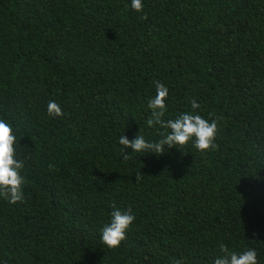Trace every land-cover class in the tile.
Instances as JSON below:
<instances>
[{
    "label": "trees",
    "instance_id": "16d2710c",
    "mask_svg": "<svg viewBox=\"0 0 264 264\" xmlns=\"http://www.w3.org/2000/svg\"><path fill=\"white\" fill-rule=\"evenodd\" d=\"M0 0V118L24 162V199L0 198V264H264V0ZM191 111L216 147L123 158L121 135L158 140ZM55 101L63 115L48 113ZM113 207L135 216L116 248Z\"/></svg>",
    "mask_w": 264,
    "mask_h": 264
},
{
    "label": "clouds",
    "instance_id": "9594fccd",
    "mask_svg": "<svg viewBox=\"0 0 264 264\" xmlns=\"http://www.w3.org/2000/svg\"><path fill=\"white\" fill-rule=\"evenodd\" d=\"M130 7L135 12H141L144 8L143 0H131ZM169 90L166 85L157 83L156 95L148 101V108L152 112V118L146 121L148 127L161 124L170 129L158 140H148L139 132L133 139L121 135L119 144L124 146L123 158L127 159L126 148H131L133 153L151 152L160 154L165 146L181 147L192 144L197 150L203 152L216 147L217 123L215 120L206 119L197 113L199 103L193 99L191 111L182 112L175 118L162 121L161 117L167 111V99ZM49 115H63L61 107L55 101L48 103ZM17 135L13 125L7 120L0 118V198L9 204L21 202L24 199V185L26 177L23 175L24 162L20 160L16 152ZM110 221L100 230V240L108 248H116L126 239L135 216L131 209L121 210L113 207L110 212ZM223 255H218L213 264H259L257 250L248 248L239 252L230 251L221 246ZM179 264V262H177Z\"/></svg>",
    "mask_w": 264,
    "mask_h": 264
}]
</instances>
